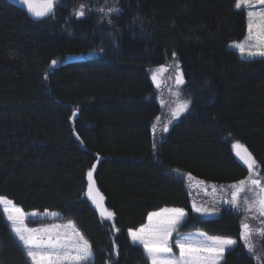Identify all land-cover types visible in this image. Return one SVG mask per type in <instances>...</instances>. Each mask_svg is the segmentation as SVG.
<instances>
[{
	"label": "trees",
	"instance_id": "16d2710c",
	"mask_svg": "<svg viewBox=\"0 0 264 264\" xmlns=\"http://www.w3.org/2000/svg\"><path fill=\"white\" fill-rule=\"evenodd\" d=\"M245 30L235 0H57L37 20L0 0V195L72 220L87 264H147L127 231L163 208L186 212L180 232L236 239L221 264H264L240 239L243 212L204 220L191 207L198 183L246 178L235 143L264 182V58L229 47ZM167 63L179 65L190 105L153 133L162 103L149 70ZM90 170L111 222L87 197ZM253 243L264 249L259 234ZM0 264H29L1 210Z\"/></svg>",
	"mask_w": 264,
	"mask_h": 264
},
{
	"label": "snow or ice",
	"instance_id": "6c2138e0",
	"mask_svg": "<svg viewBox=\"0 0 264 264\" xmlns=\"http://www.w3.org/2000/svg\"><path fill=\"white\" fill-rule=\"evenodd\" d=\"M18 2L25 6L27 12L36 19H42L53 13L57 0H18ZM258 4H264V0H256ZM250 0H235V6L240 8L242 5L249 6ZM103 11V9H101ZM118 8H111L109 12H119ZM77 17L85 15L83 6L80 10L75 12ZM249 37L253 38V29H256L255 39L256 44L246 47L245 42H235L234 47L237 48L241 56L247 57H264V9L258 12L249 11ZM259 17V23L253 19ZM111 23V21H109ZM255 48V51L252 50ZM175 57V53H173ZM57 62L53 61L55 65ZM176 84L177 86L184 84L183 74L179 71V65H176ZM164 71L166 69H160ZM155 83L157 77L152 76ZM159 86V85H157ZM178 95V94H177ZM189 100L180 101L176 108L172 111V118L179 117L189 109ZM76 113L74 112L73 115ZM155 131V126L153 128ZM163 130L167 131V124L163 126ZM233 148L237 150L236 154L247 165L249 170L248 180H241L238 184L230 185L233 189L231 192V200H225L232 208L239 210L241 203V193H253L254 198L249 200L247 196L243 197V203L248 210L255 208L261 216H264V183L260 179H253L252 175L256 170V161L253 159L247 149L243 148L239 143L233 144ZM95 167V166H93ZM89 199L93 203H97L93 193L95 186L93 182V172H88ZM256 186L247 187L246 185ZM259 189L258 191L256 189ZM99 196V193H96ZM102 199V197H101ZM99 206V205H98ZM194 211L209 213L207 208H199L195 205ZM0 210H2L4 218L10 232L13 234L16 243L21 250L26 254L31 264H87L92 256V250L87 240L80 235L79 232H74L75 240L71 239L66 233H53L52 229H34L25 225V213L12 204L6 198H0ZM30 215L35 216L36 213ZM112 213L108 212L106 218H111ZM157 217V222L154 226L149 228H141L138 231H130L129 236L133 244H139L143 247V251L147 256L150 264H218L222 259V255L226 251L234 250L236 241L230 238L208 237L204 233H198L199 239L189 237H181L178 233V228L185 220L186 214L182 209H164L162 213H153L148 217L149 221ZM72 227L71 224L68 225ZM177 232V237L170 240L173 233ZM259 233L261 240L264 241V227L260 229H253L245 221L241 224L240 239L244 241L245 247L249 253L256 255L257 259H264V249L259 253L256 252V245L253 243V235ZM173 246L179 249V258L172 255Z\"/></svg>",
	"mask_w": 264,
	"mask_h": 264
},
{
	"label": "rangeland",
	"instance_id": "374dc122",
	"mask_svg": "<svg viewBox=\"0 0 264 264\" xmlns=\"http://www.w3.org/2000/svg\"><path fill=\"white\" fill-rule=\"evenodd\" d=\"M239 9H243L245 11V14H246L245 35L241 40L233 41L232 43H230L229 47L231 49H233L234 51H236L242 59H249L250 60V59H254V58H264V57H259V56H256V57L244 56V57H242L240 51L233 46L235 42H245L246 47L256 44V39H255L256 29L255 28L253 29V38L248 39V37H249V29H248L249 16H248V12L249 11L258 12L261 9H264V4H258V3H256V0H250L249 6L242 5ZM253 19L255 20L256 23L260 22L259 17H254ZM252 50L255 51V48H252ZM162 68L166 69V70L161 71L160 69H162ZM153 74H155L157 77V80L155 83L153 82V79H152ZM149 75H150L151 82L155 88V92L157 93V98H159V102L161 101V103H162L160 112L156 116V118L154 119V122L151 126L152 132L155 133V131H156V133H157L158 129L161 128V131H162L163 126L165 124H167V128H168L172 123H174L179 117H181L185 113L184 112L183 114H181L179 117H177L175 119L172 118V111L176 108L177 104L180 101L188 100L190 97H189L188 93L185 92V90L180 88L183 84L177 86V84H176V71L172 68L171 63H167L166 65H161V66H156V67L151 68V70H149ZM157 85H159V86H157ZM154 126H155V131L153 130ZM248 178H249V170H248V175L243 180H248ZM252 178L253 179H260L262 181V183H264L260 174H259V166H258L257 162H256V170H255V173L252 175ZM238 183H235V184H238ZM197 185H199V189L197 191L193 192L194 193L193 197L195 200L193 201L191 207H192L193 212L196 215H198V217L200 219L206 220V219L216 218L219 216V212L222 208H230L234 211L237 210V209L232 208V206L230 204L224 202L225 200H231V192L233 191V189L229 187L230 184L225 185V186H221V187H218L215 184H199L198 183ZM231 185H233V184H231ZM200 186H202V187H200ZM247 187L255 188L256 186L250 185V183H249L248 185H246V188ZM88 188H89V186H88ZM256 190L258 191L259 189L257 188ZM97 192L98 191L95 189V191L93 193V196L95 197L97 203H93L92 199H90V201L96 207L100 217L106 221L111 222L112 216H111V218H106L107 213L110 211L104 205L103 199H101V195L99 192H98L99 196H96ZM245 196H247V198L249 200L254 198L253 193H250V192L241 193L242 199H241L239 210H237V211H241L244 213V215H246L244 217L243 221L246 220V222L253 229H260V228L264 227V225H263L264 216H261L255 208H253L252 210L247 209V206L243 203V197H245ZM87 197L89 198L88 190H87ZM0 198H6V197L0 195ZM203 198H205L204 201H202ZM7 200H9V199H7ZM194 205L196 207H199L202 209L203 208H207L209 210L214 209V211H210L209 213L196 212V211H194V207H193ZM14 206H16V205H14ZM16 207H18V206H16ZM164 209H180V208H163V209H160L158 211L149 213L148 217L150 215H152L153 213H162ZM23 212L25 213V216H26L25 225L29 228L52 229L53 233H56V232H59L61 234L66 233L73 240L76 239L74 232H79L80 235L84 237V235L81 233V231L74 225L73 221L64 219L61 216L60 212H58V211L29 210V211H23ZM31 213H36V215L32 216V215H30ZM2 214H3V212H2ZM185 214H186V212H185ZM186 216H187V214H186ZM3 217H4V215H3ZM148 217H147L146 223L144 225L140 226L137 229L128 230L127 236L129 238L130 244L138 247L142 251L144 257L146 258L147 264H150V261H148L147 256L143 251V247L139 244L134 245L130 236H129L130 231H138L141 228L147 229V228L152 227L156 224L157 219H158L157 217H153V220L151 222L149 221ZM4 220H5V218H4ZM5 222H6V220H5ZM6 224H7V222H6ZM69 224L72 225L71 228L68 227ZM9 231H10V229H9ZM178 233L181 237H189V238H193V239H199L200 238L197 235L198 233H204L208 237H218V236L208 235L205 232H203L202 230H192V231H188V232H180L178 230ZM256 234H259V233L258 232L255 233L253 235V237ZM11 235L13 236L12 233H11ZM176 237H177V232H174L172 237L170 238V240H174ZM13 238H14V236H13ZM220 238H227V237H220ZM84 239L87 240L85 237H84ZM230 239H233V238H230ZM233 240L236 241V239H233ZM172 255L179 258V249H177L173 246ZM221 255L224 258L225 252ZM26 258H27V256H26ZM223 258L218 261V264L222 263ZM27 260H28L29 264H31V261L28 258H27ZM92 260H93V254L90 258V261H88L87 263L91 262Z\"/></svg>",
	"mask_w": 264,
	"mask_h": 264
},
{
	"label": "water",
	"instance_id": "95a60500",
	"mask_svg": "<svg viewBox=\"0 0 264 264\" xmlns=\"http://www.w3.org/2000/svg\"><path fill=\"white\" fill-rule=\"evenodd\" d=\"M8 3H10L12 6L21 9L22 11L26 12L32 19L37 20L36 18L32 17L28 12L25 6L21 5L18 0H6ZM243 148L247 149L246 147L243 146ZM248 151V149H247ZM237 150L234 149V155L237 158V160L242 164L245 165L244 161L240 159V157L236 154ZM249 153V151H248Z\"/></svg>",
	"mask_w": 264,
	"mask_h": 264
}]
</instances>
